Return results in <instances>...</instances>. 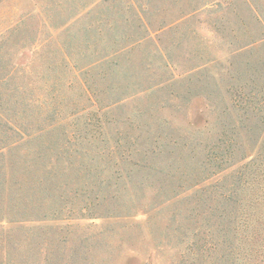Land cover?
<instances>
[{
  "label": "rangeland",
  "instance_id": "1",
  "mask_svg": "<svg viewBox=\"0 0 264 264\" xmlns=\"http://www.w3.org/2000/svg\"><path fill=\"white\" fill-rule=\"evenodd\" d=\"M91 1H0V264H264V125L255 138L252 111L240 123L232 110L236 100L225 96L228 75L234 63L244 58L238 54L249 55V50L238 47L258 35L252 13L264 20V0H166L165 7L172 11L179 6H205L182 29H171L160 37L158 44L172 62L170 70L164 71L157 61L150 68L138 67L140 60L153 59L151 47V54L144 49L135 53L142 79L171 73L176 81L171 89L129 99L113 109L109 121L123 129V117H131L137 106L145 107L147 120L166 119L171 129L163 130L189 141L193 154L184 146L171 154L176 164L152 171L125 170L124 165L123 171L112 173L108 164L109 168L87 171L71 156V166L61 160L58 168L43 169V162H35L29 172L11 173L7 148L15 143L7 129L13 118L5 109L14 104L18 111L14 122L23 120L26 83H39L42 76L34 63L36 55L22 46L25 37L32 31L40 41L48 36L40 11L52 22L54 10L63 18L64 13L76 11L75 3L77 11L84 13V5ZM118 2L127 0H108ZM139 2L135 1L136 7ZM93 6L100 7L99 3ZM77 23L73 31L79 29ZM232 30H239L240 40H235ZM246 31L250 36L243 35ZM64 35L61 31L60 41ZM260 45L264 48V42ZM198 66L203 79L198 90L205 85L211 88L209 79L219 85L224 102L206 91L186 104L179 98L187 86V73ZM70 88V95L59 96L61 108L51 118L46 111L30 116L32 120L46 117L47 122L64 120L67 140L79 144L87 140L81 126L87 124V116L93 114L91 120L103 117L87 110V93ZM36 92L32 99L39 97L37 105L43 110L46 97ZM114 137L108 132L99 138ZM231 142H236L235 148L226 151ZM216 143L232 161H213L221 168L210 170L209 159L217 156L212 150ZM107 161L102 158L100 165ZM177 164L178 171L173 168ZM183 168L187 169L184 174L173 172ZM21 198L25 205L20 206Z\"/></svg>",
  "mask_w": 264,
  "mask_h": 264
},
{
  "label": "trees",
  "instance_id": "2",
  "mask_svg": "<svg viewBox=\"0 0 264 264\" xmlns=\"http://www.w3.org/2000/svg\"><path fill=\"white\" fill-rule=\"evenodd\" d=\"M63 1L69 4L74 0ZM72 6L76 8V11L74 9L64 13L63 18L59 14L57 16L56 10L53 11L51 16L55 28H62L77 18L79 11H77L75 3ZM142 6L146 9L158 8L159 13L167 11L165 8L160 9L158 5H148L146 2ZM204 6V4L193 7L179 6L176 14L171 15L168 19H165L164 16L155 19V25L152 23V13L149 14L146 9L139 7L140 11L134 17L136 23L134 30L131 31L133 27L126 23H124L126 27L123 29L120 25L113 26L106 31L109 41L103 44L93 40L96 35L93 29H89L87 34L86 21L80 25L79 29L64 36L60 49L56 48L50 52H45L44 54H49V57L46 55L39 56L47 59L39 64L42 74L39 77V83L31 81L26 83L28 93L24 100V121L20 119L19 123L14 122L13 119L18 115L14 104L5 109L8 118H13L11 119L13 121H8L10 126L7 129L9 138L12 139L11 142L15 143L7 148L11 173L29 172L35 162H43L41 166L43 169H56L61 160L66 161L68 166H71V156L77 157L79 159L78 167L83 168L84 166L87 171L91 169L101 170L110 166L111 172L115 173L117 170L123 171L124 165L127 167L125 170L144 169L152 171L159 170L163 166L169 169L170 165L176 164V158L171 154L175 150L181 151L184 146H187L193 154L194 147L189 141L177 133L173 135L163 130L171 129V124L166 119L147 120L144 117V110L147 111L145 107L137 106L131 117L125 115L123 123H126V127L123 129L113 127L109 117L112 115L113 109L123 107L129 99L173 87L172 82L175 83L176 80L170 77L171 73L170 76L160 79H142L137 68L140 65V68H150L157 61L164 71L170 70L172 62L168 58L167 51L157 43L158 38L155 40L154 36L165 28L182 29L191 19L198 17L200 9ZM122 18L124 22L129 21L128 18ZM252 19L255 27L258 25V35L251 37L247 31L243 33V35H249L250 39L241 44L238 50L247 49L249 55L238 54V57L244 58L238 59L234 63L233 73L228 75L226 81L229 88L225 96L230 97V101L231 96L236 100L232 110L240 123L243 120L242 116L252 111L255 123L251 126L255 128V138H258L264 125V48L260 45L264 42V20L254 13H252ZM234 33H236L235 40H240L239 30H235ZM122 37L125 41L120 44ZM149 47L153 49V54H151ZM140 49L151 54L153 59L140 60L137 67L134 56L135 52ZM259 49H263V51ZM253 51H258L259 54L254 55ZM200 69L198 66L187 73V86L180 93L179 98L186 104L191 97H198L200 93L206 91L208 95L209 93L213 94L218 102L221 99L224 102L225 97L217 88L219 85L217 83L212 85L209 79L206 81L211 88L209 85H205L204 90H198L202 87L201 83L203 82V79H199ZM71 86L80 88L84 93H87V110H92L95 115L101 113V117H103L101 120H91L89 118L93 114L87 116V124L81 125L84 127L87 140L79 144L67 140L65 135L68 125L63 123L64 120L47 122L46 117L32 120L30 116V113L39 114L42 113L41 111H46L48 112L47 117L51 118L52 114L61 108L59 107L60 104L57 103L59 96L70 95ZM35 89L38 91L36 93H40L38 96L46 97L44 100L46 103H43L46 106L43 110H40L39 104L37 105L39 97L36 100L32 99L35 97L33 93ZM162 106L165 107L163 104ZM229 108L223 110L228 112ZM158 111L159 109H156L154 113ZM239 114H241L240 117ZM232 126L235 125L232 124ZM78 130L81 131L79 128ZM231 130L235 136H238V132L233 131L234 129ZM74 132L76 133V131ZM108 132L109 135L115 137L106 140L99 138ZM235 145L236 142L229 143V146L225 148L226 151L234 149ZM78 149L80 151H77ZM212 150H216L217 156L209 159L210 170L221 168L216 162L211 164L213 161L218 159L223 163L232 161L230 155L221 151V144L216 143ZM103 155L106 157L104 158ZM102 158L108 160L106 165H100ZM173 168L177 171L180 170L178 164ZM186 168L180 172H173L184 174L187 171ZM20 200V206L25 205L22 198ZM13 218L11 217L12 221L16 217Z\"/></svg>",
  "mask_w": 264,
  "mask_h": 264
},
{
  "label": "crops",
  "instance_id": "3",
  "mask_svg": "<svg viewBox=\"0 0 264 264\" xmlns=\"http://www.w3.org/2000/svg\"><path fill=\"white\" fill-rule=\"evenodd\" d=\"M135 1L134 0H127V3L118 2V3L109 4L108 0H93L89 4H87V7L86 6L84 7L85 9L82 7V9L85 10L84 13H82L83 11L80 12V10H79V12H78L79 15L77 16V18L71 20L69 23H67V25L63 26L62 28H59V27L55 28L53 26V22L48 21L49 18L47 17V14L45 13V11L44 10L40 11V13H39L40 23H41V26L43 28H45L48 36H46L45 39L40 41L41 39H37L38 36H36L35 35L36 33L34 31H32L31 33H27V35L25 37V42H23L22 46L25 47V49H29V50L31 49L32 50L31 53H34V55H36V57H34L36 59L34 63L39 66L40 62L43 63L47 59V58H40L41 56L46 55L49 57V54H44L45 52H47V51L50 52V50L52 51L56 48L60 49L61 42L64 40L62 38V40L60 41V32L61 31H65V35H67L70 32H73L72 28H73V25H75V23L79 22V24L81 25L82 23H84L86 21H87V34H88L89 29H93L94 33H96L93 40H96V42L103 44L104 42L109 41V38L107 37L106 31L108 29L112 28L113 26L120 25L123 29L126 27V25L124 24V23H126V24L130 25L131 27H133L131 29V31L134 30V28H135L134 25L136 24L134 21V17L137 16L138 12L140 11L139 7L141 9H146L144 6H142V7L140 6L141 3L143 2V4H144L146 2V3H148V5L151 4L149 2V0H138V2L140 1L141 3L140 2L137 3L138 7H136ZM174 1H177V0H174ZM165 2H166V0H157L152 5H158L160 7V9L165 8L167 11H164V12L161 11V13H159L160 10L158 8L146 9V12H149V14L152 13V15H153L152 16V23L154 25H155V22H154L155 19L162 18V16H164L165 19H168L171 15H175L177 12V10L172 11L173 9H171L169 7H165V5H164ZM96 3H99L100 7H95V6L90 7L91 5L96 4ZM134 4H135V6H134ZM154 9L159 10V11H155ZM202 9L203 8H201L200 11ZM56 14H57V16L59 14V12L57 10H56ZM122 17L128 18L129 21L124 22ZM130 20H131V22H130ZM135 20H136V18H135ZM70 26H71V28H69ZM169 30H171V28L170 29L165 28L162 32H160L154 36L155 40H156V38H158L157 43H159L160 37L163 34H165L166 31H169ZM44 40H48L47 44H44L45 43ZM122 41H125V39L123 37L120 40V44Z\"/></svg>",
  "mask_w": 264,
  "mask_h": 264
}]
</instances>
